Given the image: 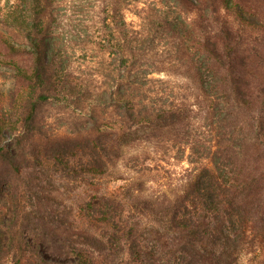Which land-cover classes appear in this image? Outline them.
I'll list each match as a JSON object with an SVG mask.
<instances>
[{"label":"trees","instance_id":"trees-1","mask_svg":"<svg viewBox=\"0 0 264 264\" xmlns=\"http://www.w3.org/2000/svg\"><path fill=\"white\" fill-rule=\"evenodd\" d=\"M5 5L0 264L264 256V0ZM136 143L147 149L130 158L136 173L155 161L157 145L183 154L180 189L137 200L129 187L128 198L95 194L78 206L80 230L58 225L62 214L43 198L44 171L63 180L103 175Z\"/></svg>","mask_w":264,"mask_h":264},{"label":"rangeland","instance_id":"rangeland-1","mask_svg":"<svg viewBox=\"0 0 264 264\" xmlns=\"http://www.w3.org/2000/svg\"><path fill=\"white\" fill-rule=\"evenodd\" d=\"M6 1L0 0V14H3L7 7L5 5ZM128 20L136 21V18L129 15ZM8 77V73L0 74L1 90H7L10 84ZM175 79L173 84L179 86L184 84V81L178 78ZM52 111L55 110L52 109ZM138 133L140 136L144 135L143 130ZM139 144L136 143L124 148L122 159L115 165L110 166L103 175L90 174L76 180H63L59 175L52 176L51 170H45L43 173L45 178L43 182L44 189L42 188V191L45 192L43 198L49 205L53 204L54 207H58L57 212L62 214L60 217H56L59 218V220L57 219L58 225L69 228L72 233L78 231V229L80 230L83 223L77 219L78 206L81 201L89 199L95 194L109 193L122 199L128 198L129 192L126 187H129L133 200L138 199V194L149 198L161 197L163 194L174 195L180 189V183L186 175L185 169L189 167L186 158L178 150L168 151L167 154L164 147L157 145L155 154L151 156L155 161H151L152 164L143 173H136L128 169L132 162L136 165L133 160L134 157L132 161L130 158L140 154L142 150V153L147 151V149H144L143 144ZM49 220L54 222L53 217ZM95 230V227H90V232L94 233ZM248 264H264V256H259Z\"/></svg>","mask_w":264,"mask_h":264}]
</instances>
